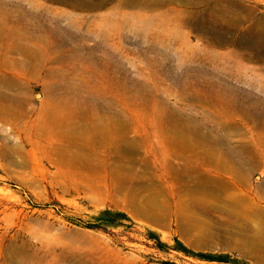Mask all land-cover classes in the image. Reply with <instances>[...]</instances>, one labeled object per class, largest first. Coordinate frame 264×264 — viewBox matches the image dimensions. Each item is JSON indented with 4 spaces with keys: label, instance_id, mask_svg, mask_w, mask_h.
<instances>
[{
    "label": "rangeland",
    "instance_id": "obj_1",
    "mask_svg": "<svg viewBox=\"0 0 264 264\" xmlns=\"http://www.w3.org/2000/svg\"><path fill=\"white\" fill-rule=\"evenodd\" d=\"M147 231L264 264V0H0V264H234Z\"/></svg>",
    "mask_w": 264,
    "mask_h": 264
},
{
    "label": "trees",
    "instance_id": "obj_2",
    "mask_svg": "<svg viewBox=\"0 0 264 264\" xmlns=\"http://www.w3.org/2000/svg\"><path fill=\"white\" fill-rule=\"evenodd\" d=\"M146 237L152 240L153 246L158 251H168L169 249H174L180 252H183L187 256L197 257L202 260L211 261V262H232L234 264L237 263V260L230 258L228 254H210L204 252H192L188 248H186L182 243L176 242L174 245H169L166 242L160 240V238L152 231L146 232ZM151 261V260H149ZM159 264H178L175 261L169 259H159L154 260Z\"/></svg>",
    "mask_w": 264,
    "mask_h": 264
},
{
    "label": "bare ground",
    "instance_id": "obj_3",
    "mask_svg": "<svg viewBox=\"0 0 264 264\" xmlns=\"http://www.w3.org/2000/svg\"><path fill=\"white\" fill-rule=\"evenodd\" d=\"M212 195H213V196H217V194H216V192H215L214 190L212 191ZM226 202H228V201L226 200ZM228 204H229V203H228ZM230 204H231V203H230ZM229 207H230V205H229Z\"/></svg>",
    "mask_w": 264,
    "mask_h": 264
}]
</instances>
